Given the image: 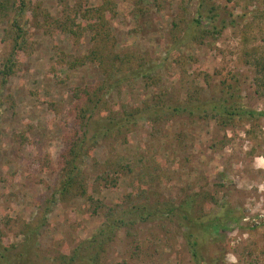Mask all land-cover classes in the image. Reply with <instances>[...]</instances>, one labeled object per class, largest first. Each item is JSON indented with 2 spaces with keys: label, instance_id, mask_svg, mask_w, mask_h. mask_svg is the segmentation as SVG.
<instances>
[{
  "label": "rangeland",
  "instance_id": "1",
  "mask_svg": "<svg viewBox=\"0 0 264 264\" xmlns=\"http://www.w3.org/2000/svg\"><path fill=\"white\" fill-rule=\"evenodd\" d=\"M111 1L116 5V15L110 19L116 51L141 55L160 80L157 89L134 79L131 88L111 90L105 100L112 110L119 112L123 104L141 107L159 91L169 96L167 103L180 105L194 89L199 97L210 98L230 88L233 99L243 107L264 110V92L257 88L248 64L250 56L264 54V0H205L204 10L215 7L217 28L225 26L219 35L215 32L212 37L188 41L184 28L197 17L200 0H189L185 12L180 11L179 0H161L160 9L152 0ZM31 3L53 20L62 21L66 14L82 26L86 22L81 11L98 6L100 0ZM174 20L177 29L172 28ZM39 22L32 20L27 26L30 47L18 55L20 70L0 90V250L9 249L12 259L25 243L22 225L40 219L41 205L57 186L61 156L67 148L63 138L78 135L68 113L70 89L93 86L102 79L96 65L69 69L58 64L62 53L86 55L92 46L89 33L75 36L57 25H43L42 19ZM201 22L202 29L210 28L209 20ZM192 32L195 35L196 30ZM115 153L147 161L155 176L149 191L160 199L179 202L187 195L209 192L235 214L236 224L229 225L220 240L205 244L203 256L208 263L264 264V118L235 120L225 128L213 120L193 122L184 115L156 125L137 121L125 136L102 141L86 160L88 194L106 206L148 189L123 176L116 187L94 189V162L102 163ZM44 222L32 246L41 259H54L69 256L96 234L104 217L92 215L83 200L57 199ZM181 232L175 220L118 228L104 246L102 263L193 264ZM31 258L38 260L34 254Z\"/></svg>",
  "mask_w": 264,
  "mask_h": 264
},
{
  "label": "trees",
  "instance_id": "2",
  "mask_svg": "<svg viewBox=\"0 0 264 264\" xmlns=\"http://www.w3.org/2000/svg\"><path fill=\"white\" fill-rule=\"evenodd\" d=\"M58 1L66 5L68 0ZM152 1L153 6L160 9L161 0ZM188 2L189 0H179L180 11H186ZM204 6L205 0H200L197 17L192 18L190 24L184 28L185 40L188 41L191 37L194 40H202L205 36L212 37L215 32L219 35V30L224 28L223 23L220 29L215 25L218 16L215 7L204 10ZM115 15L116 5L111 0H100L98 6H90L81 11V18L86 23L78 26L66 14L62 21L53 20L49 14L32 5L31 0H0V26L4 25V51L0 54V90L7 85L8 79L20 70L18 55L30 47L27 26L32 20L40 24L39 20L42 19L43 25L49 24L50 28L57 25L56 27L64 33L75 36L89 33L92 46L86 55L75 57L62 53L58 64L69 69L96 65L102 76L93 86H74L70 89L72 103L68 113L77 126L78 135L73 137L68 134L63 138L67 148L61 156L57 186L41 205L40 219L22 225L25 243L20 247L17 256L12 259L7 255L10 254L9 249L3 248L0 250V264H103L101 256L105 253L104 246L111 240L116 229H130L137 223H164L166 220L179 222L182 238L193 264H214V261L208 263L203 256L205 244L220 240L229 230V225L238 221L235 214L229 211L225 204L221 205L215 194L209 192L187 195L179 202L160 199L154 195L149 191V187L155 182V176L143 157L129 159L123 154L115 153L108 155L102 163L94 160L95 167L91 169L92 180L94 189L100 186L113 188L118 185L120 177H130L148 189L139 191L135 197L127 194L126 203L112 206H106L88 194L87 173L84 168L88 165L86 160L89 159L90 152L99 147L102 141L112 137L116 141L125 136L129 127L137 121L145 120L156 125L169 117L184 115L193 122L213 120L216 125L225 128L231 126L235 120L252 121L264 118V110H250L243 107L238 100H234L231 88L210 98L199 97L198 91L194 89L187 93L180 105H170L171 103H167L169 96L166 92L159 91L145 99L141 107L133 108L123 104L119 112L112 110L105 100L111 90H118L121 86L131 88L134 79H140L146 88L157 89L160 86V80L154 76L153 69L149 68L141 55L116 51V40L110 23V19ZM204 19L210 22V28L207 30L201 27V21ZM172 28H178L177 20L172 22ZM193 28L196 30L195 35ZM250 57L252 58L248 64L254 71L255 84L264 92V54H254ZM2 105L3 101L0 99V117ZM57 199L60 202L85 201L89 204L92 215H103L104 223L96 234L78 244L69 256L41 259L38 249L32 246L33 240L45 223V215ZM31 254L38 260L32 259Z\"/></svg>",
  "mask_w": 264,
  "mask_h": 264
}]
</instances>
